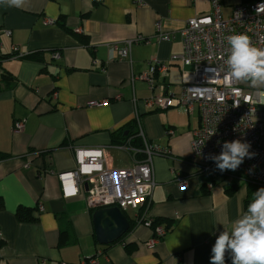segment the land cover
<instances>
[{"label":"crops","instance_id":"1","mask_svg":"<svg viewBox=\"0 0 264 264\" xmlns=\"http://www.w3.org/2000/svg\"><path fill=\"white\" fill-rule=\"evenodd\" d=\"M141 1L0 4V152L8 156L0 161V264H87L94 256L97 264H210L216 238L231 231L253 193L264 188L230 183L216 165L211 172L186 161L199 124L196 110L143 105L153 92L179 94L182 68L168 61L182 53L180 29L189 18L207 14L210 0ZM238 1L221 0L224 17L234 6L225 14V5ZM45 18L57 22L44 25ZM157 22L171 40L155 39ZM136 36L150 44L134 42L129 61L110 60L112 43ZM13 48L26 56L16 57ZM151 59L168 64L154 91L144 82L130 83V75L143 72ZM91 101L107 104L88 107ZM135 111L146 142L167 148L169 156L152 158L156 185L149 206L123 212L134 227L120 241L99 245L95 210L81 194L65 198L58 175L75 168V148H106L115 169L141 160V152L129 150L144 147ZM17 121L25 124L20 133L12 130ZM167 129L173 135H166ZM174 174L185 180L184 188ZM145 211L151 221L168 228L154 249L147 247L152 227L136 222ZM225 264H231L230 253Z\"/></svg>","mask_w":264,"mask_h":264},{"label":"built area","instance_id":"2","mask_svg":"<svg viewBox=\"0 0 264 264\" xmlns=\"http://www.w3.org/2000/svg\"><path fill=\"white\" fill-rule=\"evenodd\" d=\"M58 1V0H56ZM100 4L103 0H91ZM136 5L143 4L136 0ZM211 10L189 18L180 29L182 53L171 55L169 63L181 66L182 83L177 96L173 93L153 94L143 101L147 108L167 109L184 106L189 112L197 111L199 124L193 131L191 154L186 160L206 171H215L212 156L219 155L224 142L240 140L251 145L249 151L255 153L252 159L245 158L235 170H225L226 180L230 183L264 185V87H253L248 82L233 81L227 76L226 60L230 54L227 37L233 34L248 35L254 46L264 48V0L254 3H240L233 6L229 16L222 13L221 0H210ZM239 13L240 15H237ZM55 20L45 18L44 25H53ZM155 27V39L168 41L172 35L163 33L161 23ZM77 32H80L77 29ZM10 35V31H4ZM150 44L141 36L132 40L112 43L109 46L110 60L130 59L133 43ZM16 57H21L17 48H13ZM58 59L60 54L54 53ZM93 65L98 60H92ZM168 64L158 59L147 62V68L139 74L130 75V83L144 82L152 91L155 89L157 76L167 71ZM104 71V70H103ZM54 90L51 97L56 99ZM134 106L136 100H133ZM107 102L91 101L88 107H100ZM138 135L144 140L141 152L144 156L127 168L115 169L110 166L106 148H75V168L60 173L58 180L65 198L83 195L90 210L117 207L122 212L138 210L149 206L153 189L156 185L152 167V158L156 155L169 156L167 148L149 144L144 139L138 113H134ZM24 121H17L12 130L20 133L24 129ZM215 134L210 136L211 132ZM174 131L166 130V135ZM174 180L180 188L186 185L185 180L174 174ZM211 189V187H209ZM42 210V206L39 205ZM137 224L151 228L152 221L147 211L138 217ZM153 229V238L147 244L154 249L156 243L166 234L161 225ZM0 232V238H1ZM228 253L225 255V259ZM68 264V263H61ZM84 264V263H82ZM87 264H97L96 257L89 258Z\"/></svg>","mask_w":264,"mask_h":264},{"label":"clouds","instance_id":"3","mask_svg":"<svg viewBox=\"0 0 264 264\" xmlns=\"http://www.w3.org/2000/svg\"><path fill=\"white\" fill-rule=\"evenodd\" d=\"M25 0H0V4L22 7ZM237 15H240L237 13ZM230 54L227 57V76L234 82H248L253 87H264V48L254 46L248 35L233 34L227 37ZM211 132L210 136L214 135ZM251 145L240 140L224 142L219 155L212 156L220 172L235 171L255 153ZM231 231H222L211 248L210 264H225L230 253L231 264H264V188L253 193L247 212L233 222ZM176 245L178 241L175 238Z\"/></svg>","mask_w":264,"mask_h":264},{"label":"water","instance_id":"4","mask_svg":"<svg viewBox=\"0 0 264 264\" xmlns=\"http://www.w3.org/2000/svg\"><path fill=\"white\" fill-rule=\"evenodd\" d=\"M96 242L109 245L125 235L130 224L124 213L117 207L97 209L92 214Z\"/></svg>","mask_w":264,"mask_h":264},{"label":"trees","instance_id":"5","mask_svg":"<svg viewBox=\"0 0 264 264\" xmlns=\"http://www.w3.org/2000/svg\"><path fill=\"white\" fill-rule=\"evenodd\" d=\"M25 56H26V55H23V56H21L20 58L25 57ZM134 123H135V122H134ZM7 157H8L7 155H5L4 153H1V152H0V161L6 159ZM254 186H261V185H254ZM261 187H264V185L261 186ZM250 201H251V193L248 192V193H247L246 202L248 203V202H250ZM18 218H19V219H22V218L20 217V214H18ZM160 223H161L160 220H153V221H152V228H154L155 226L159 225ZM130 227H131V229H132V228L134 227L133 224L130 223ZM165 229L168 231V228H167L166 226H165ZM122 237H123V236H122ZM122 237H121V238H122ZM121 238H120L118 241H120ZM118 241H116V242H118Z\"/></svg>","mask_w":264,"mask_h":264},{"label":"rangeland","instance_id":"6","mask_svg":"<svg viewBox=\"0 0 264 264\" xmlns=\"http://www.w3.org/2000/svg\"><path fill=\"white\" fill-rule=\"evenodd\" d=\"M236 1H238V0H236ZM255 1H257V0H239L237 3L234 2V3H232L231 5H225L224 13L227 14L228 12H230V8H231L233 5L235 6V4L237 5V4H240V3H244V4H247V3H254ZM229 7H230V8H229ZM128 215H129V212H128Z\"/></svg>","mask_w":264,"mask_h":264}]
</instances>
